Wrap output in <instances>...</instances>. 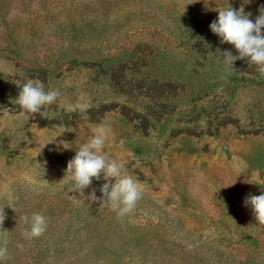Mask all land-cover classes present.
<instances>
[{
	"label": "rangeland",
	"instance_id": "obj_1",
	"mask_svg": "<svg viewBox=\"0 0 264 264\" xmlns=\"http://www.w3.org/2000/svg\"><path fill=\"white\" fill-rule=\"evenodd\" d=\"M230 5L255 21L264 0H0V264H264L244 205L264 189V76L217 51L238 55L209 27ZM28 79L57 103L22 112ZM101 122L143 186L122 218L87 198L103 179L83 198L65 178ZM33 213L47 230L28 240Z\"/></svg>",
	"mask_w": 264,
	"mask_h": 264
},
{
	"label": "clouds",
	"instance_id": "obj_2",
	"mask_svg": "<svg viewBox=\"0 0 264 264\" xmlns=\"http://www.w3.org/2000/svg\"><path fill=\"white\" fill-rule=\"evenodd\" d=\"M205 6L208 7L207 4ZM212 10L218 12V17L211 22L210 30L220 38L221 44L233 45L238 52V55H233L227 49L222 53L217 50L225 63L233 67L235 61L246 60L249 66L256 67L259 74L264 76V31H262L264 5L259 6V14L255 17V21L250 18L251 13L244 12L243 7L237 10L230 5ZM59 96V90L54 88L46 90L40 80L28 79L22 83L15 101L22 112L35 114L39 113L44 106L57 103ZM74 107L80 113H86L91 106L81 94ZM65 131L74 132L76 129L69 127L65 128ZM91 132L92 135L76 148L75 156L68 161L65 178L67 177L71 182L72 192H78L83 198L85 189L92 185L94 178L97 181L103 179L105 182L99 188L102 195L97 197L93 190L87 198L99 203L101 207H111L118 218H122L134 211L142 197L143 186L126 172L118 159L106 151L111 126L101 122L94 126ZM244 205L251 208L258 225L264 226V189L261 190L260 195L249 194L245 197ZM4 219V214L0 215V233H2L0 239L3 240V246H0V260L5 259L8 254L6 246L8 231L2 229ZM20 219L27 225L22 233L25 239L39 238L47 230L46 217L41 213H33L31 217L25 215ZM18 247L22 249L23 245L19 244Z\"/></svg>",
	"mask_w": 264,
	"mask_h": 264
}]
</instances>
